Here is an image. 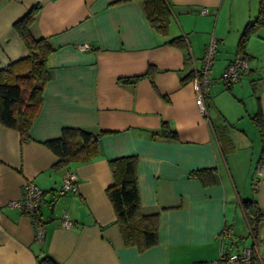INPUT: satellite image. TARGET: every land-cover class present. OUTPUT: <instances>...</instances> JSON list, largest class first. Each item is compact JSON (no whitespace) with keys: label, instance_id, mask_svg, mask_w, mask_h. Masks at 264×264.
<instances>
[{"label":"crops","instance_id":"crops-1","mask_svg":"<svg viewBox=\"0 0 264 264\" xmlns=\"http://www.w3.org/2000/svg\"><path fill=\"white\" fill-rule=\"evenodd\" d=\"M168 1L169 32L161 35L136 0H0V68L27 55L13 23L36 5L32 36L54 48L29 138L0 123V264H209L244 245L241 201L254 199L264 213V159L253 177L261 140L251 118L258 97L264 123V26L244 45L248 64L238 81L227 89L215 80L256 18L258 0ZM180 35L187 51L167 42ZM212 38L219 71L215 57L203 115L192 78ZM63 127L98 133L97 156L59 165L45 141ZM125 155L137 157L142 212L158 215V242L142 251L123 244L106 193L113 181L108 160ZM66 171L75 173L77 191L57 194ZM27 180L43 191L42 241L30 216L9 206ZM63 213L68 228L60 224ZM225 226L231 236L221 240ZM260 231L264 222L256 234L248 229L254 264H264Z\"/></svg>","mask_w":264,"mask_h":264},{"label":"trees","instance_id":"trees-1","mask_svg":"<svg viewBox=\"0 0 264 264\" xmlns=\"http://www.w3.org/2000/svg\"><path fill=\"white\" fill-rule=\"evenodd\" d=\"M132 1V0H118ZM143 5L149 24L155 32L168 35L171 5L168 0H136ZM38 11V5L31 7L19 19L14 21L13 28L17 32L27 55L9 62L0 68V123L16 129L21 140L29 138V129L38 112L42 90L52 76V66L49 57L53 46L44 37L35 38L31 26ZM264 26V0H258L256 18L248 22L242 29L236 53L243 52L244 45L257 28ZM171 45L188 50L182 35L167 40ZM155 68L149 66L146 76L152 80ZM193 74L190 73V76ZM144 75L122 78V82H134ZM189 74L186 77H190ZM184 77L182 80H186ZM191 77V78H192ZM226 86V85H225ZM230 86H226L229 89ZM258 129L261 140V151L256 161V167L264 159V123L260 112V101L257 97V110L251 117ZM163 133L174 136V131L163 125ZM98 133L82 127H63L56 138L45 141V145L55 153L59 165L73 161H88L99 152ZM113 181L106 188V193L112 203L115 222L118 225L123 244L136 246L145 250L157 244L158 215L142 212L137 188V157L135 155L119 156L108 160ZM207 169H203L205 172ZM241 208L250 233L256 234L264 222V213L254 199L241 201ZM254 263V256L253 261ZM264 263V262H263ZM196 264H205L198 262Z\"/></svg>","mask_w":264,"mask_h":264},{"label":"built area","instance_id":"built-area-1","mask_svg":"<svg viewBox=\"0 0 264 264\" xmlns=\"http://www.w3.org/2000/svg\"><path fill=\"white\" fill-rule=\"evenodd\" d=\"M85 45L81 47L84 48ZM216 41L214 38L206 45L201 65L192 78V84L196 93L195 102L201 114L206 115L207 109L204 103V97L208 93L211 84V66L215 54ZM248 58L243 54H235L233 59L225 66L221 73V80L226 86H232L238 81L241 71L246 69ZM259 172V169H255ZM256 182V181H254ZM77 191L76 175L73 172L66 171L63 174L61 185L56 190L57 194H65ZM43 203V191L32 181L27 180L21 188V196L17 200L9 202V206L18 208L22 213L30 216L34 226V236L38 241H42L45 235L43 220L39 217L40 206ZM60 224L68 228L72 222L67 213H63L60 218ZM219 238L226 239L231 236L229 226L223 227L219 232ZM254 251L250 246H242L238 250L222 253L216 260L209 264H254Z\"/></svg>","mask_w":264,"mask_h":264},{"label":"rangeland","instance_id":"rangeland-1","mask_svg":"<svg viewBox=\"0 0 264 264\" xmlns=\"http://www.w3.org/2000/svg\"><path fill=\"white\" fill-rule=\"evenodd\" d=\"M240 54H243V55H245V53L244 52H239ZM236 54H238V53H236ZM246 57H247V55H245ZM216 57V58H215ZM214 58H215V67L213 68V70H215V68H216V72H218L219 71V69L217 68V53H215L214 54ZM215 82H218V83H220V85L222 86V87H224V85H223V83H222V80H221V77L220 78H218L217 80H215ZM212 83H213V79H212ZM214 85V84H213ZM225 95V94H224ZM219 97H222V95H219ZM259 154H260V151L256 154V158H257V160H258V157H259ZM255 169L253 170V177L255 176ZM238 224L240 225V229H239V231L237 232V234H239V235H242L243 237V239H242V242L240 243V244H244L243 246H251L252 245V243H253V238H252V236L250 235V233L248 232V229H247V226H246V224H245V222H244V220H243V218H239L238 219ZM263 231H260L259 233H258V236H257V240H256V244H257V247H258V249H259V251H260V253L262 254V255H264V234H262L261 235V233H262ZM237 238H239V237H234L233 239H237ZM240 239V238H239ZM241 240V239H240Z\"/></svg>","mask_w":264,"mask_h":264}]
</instances>
